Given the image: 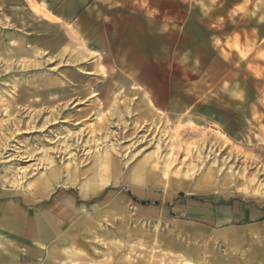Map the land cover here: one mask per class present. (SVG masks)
Masks as SVG:
<instances>
[{
	"label": "rangeland",
	"instance_id": "1",
	"mask_svg": "<svg viewBox=\"0 0 264 264\" xmlns=\"http://www.w3.org/2000/svg\"><path fill=\"white\" fill-rule=\"evenodd\" d=\"M220 201L254 217L213 226ZM31 231L55 237L45 261ZM12 247L22 264H264V0H0Z\"/></svg>",
	"mask_w": 264,
	"mask_h": 264
},
{
	"label": "crops",
	"instance_id": "2",
	"mask_svg": "<svg viewBox=\"0 0 264 264\" xmlns=\"http://www.w3.org/2000/svg\"><path fill=\"white\" fill-rule=\"evenodd\" d=\"M39 178L36 179V182ZM207 217L211 225L222 228L223 226L226 227L229 224L248 222L251 220V218L254 217V213L251 209L247 207H243L241 205L232 206L228 204H217L212 210L211 216L210 217L207 216ZM35 222L37 225V220L32 221V223H35ZM41 224L44 226V223H41ZM45 229L47 233H50L49 231L50 228L48 226H45ZM52 229H56L53 224H52ZM43 233L45 232L44 231L41 232L40 235L36 231L35 233L34 231H31V233H29L30 239L33 241L31 242L32 244L28 248L29 249V259L31 260H34V261L44 260L45 261L47 259L48 252L43 251V247L45 245L47 247L49 246V248L53 251V248H54L53 242H54L55 237L51 236L50 239H46L47 241L43 242L45 239L44 236H42ZM21 260H22V252L20 248L19 250H15V247H12L11 250H9L8 252H5L3 249H0V264H22Z\"/></svg>",
	"mask_w": 264,
	"mask_h": 264
},
{
	"label": "trees",
	"instance_id": "3",
	"mask_svg": "<svg viewBox=\"0 0 264 264\" xmlns=\"http://www.w3.org/2000/svg\"><path fill=\"white\" fill-rule=\"evenodd\" d=\"M180 195H182V193H180ZM143 205H148V204H150L151 202H149V201H146V202H141ZM155 204H158V202H155ZM219 204H229V205H231V201H220L219 202Z\"/></svg>",
	"mask_w": 264,
	"mask_h": 264
}]
</instances>
